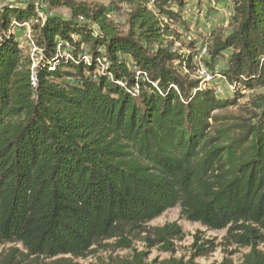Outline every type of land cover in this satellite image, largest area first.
<instances>
[{
    "label": "trees",
    "instance_id": "16d2710c",
    "mask_svg": "<svg viewBox=\"0 0 264 264\" xmlns=\"http://www.w3.org/2000/svg\"><path fill=\"white\" fill-rule=\"evenodd\" d=\"M117 1L131 7L126 32L115 8L0 0V264H80L113 240L132 252L122 264H199L218 245L198 235L187 260L134 248L174 253L178 223L149 224L176 207L227 229L212 264H264V95L249 119L226 115L264 88V0H233L230 29L203 58L234 86L226 99L200 87L195 52L173 50L190 0ZM13 21L31 25L35 63Z\"/></svg>",
    "mask_w": 264,
    "mask_h": 264
},
{
    "label": "rangeland",
    "instance_id": "374dc122",
    "mask_svg": "<svg viewBox=\"0 0 264 264\" xmlns=\"http://www.w3.org/2000/svg\"><path fill=\"white\" fill-rule=\"evenodd\" d=\"M6 1H15V0H6ZM85 1L91 5L104 6L106 8H115L112 11L111 17L119 26L121 31H127V22H128V13L131 7L117 0H80ZM154 1V0H153ZM192 4V7L189 5ZM213 0H210L207 3L202 2L201 0H190L188 2L187 7L184 12V20L187 23L188 28L182 29L179 28L180 40L177 41L173 47L174 51L179 53H184L188 51H193L198 54V48L207 45L208 47L214 44V37L220 35L222 33H226L230 29L231 19H232V4L233 0L230 2L231 5H227L223 3V12L216 8L218 2L214 3ZM207 4V5H206ZM206 5V7H205ZM52 14L58 15L61 17H68L70 12L67 9H57L51 11ZM204 12V13H203ZM203 16V19H202ZM194 17H196L194 19ZM207 28V29H206ZM17 31V30H16ZM24 35V40L22 47L25 48L26 52L30 54L33 52L32 46L30 47L28 43V32L27 30L22 31L21 36ZM205 59V58H204ZM203 58H197L195 61L200 65H204ZM227 57L221 58L220 65H217V69H221L222 66L226 64ZM216 71V70H215ZM199 78V75H198ZM219 80L215 78L214 83H218ZM216 85V84H215ZM213 86L212 84L209 86ZM225 88V87H224ZM250 91H248L249 93ZM229 92L219 94V96L223 99L229 96ZM264 95V88L253 92L252 94H247L245 91L243 92L244 97L239 100V105L232 106L229 108L226 115H230L236 118H246L249 119L252 117L253 113H260L259 110H256L254 105H252V99L257 95ZM258 102V101H257ZM264 115V114H262ZM227 125L237 124L238 121H227ZM178 223V225L182 228L184 233V239L182 241L176 242V251L174 253H163L159 250L158 247L148 248L145 243L141 241L134 242V248L138 251H147L150 254V259H167L170 257L176 258H184L189 259L191 257V245L194 242V236L198 235L205 240H212L215 245H218V248L212 253L210 256L206 258H198L197 262L199 264H212V263H220L226 257L225 248L222 245L224 242V238L227 234V229L212 231L203 227L199 223H192L186 221L182 218L181 209L179 207L173 208L165 212L161 217L152 221L149 224V227H162L169 223ZM116 241L104 242L102 246L96 247L95 252L88 256L86 259L74 260V263L80 264H122V261L126 258H130L131 251L129 250H113L112 247L105 245H115ZM10 245H0V253L6 251ZM264 250V245L261 247ZM237 248H228L227 250L232 251ZM235 256H233V260L235 263H239L242 260L243 254L248 252V249H239ZM43 260V259H42ZM49 262V261H48Z\"/></svg>",
    "mask_w": 264,
    "mask_h": 264
},
{
    "label": "built area",
    "instance_id": "2783aa9c",
    "mask_svg": "<svg viewBox=\"0 0 264 264\" xmlns=\"http://www.w3.org/2000/svg\"><path fill=\"white\" fill-rule=\"evenodd\" d=\"M201 1L208 4V2L210 0H201ZM231 1L232 0H229L228 2H226V4L227 5H231L230 4ZM213 2L216 3V2H219V0H213ZM206 5H205V7H206ZM40 16H41V18H44V16L42 14ZM24 27L26 28V30L28 32V35H27V37H28V43H29L30 47L32 46V48H33V50H32L33 52L30 53V58H31L32 62L35 63L36 58H37V55L39 53V49L37 48V46H36V44H35V42H34V40L32 38L31 25L29 23H22V24H20V23H18L16 21H13L12 22V26H11V31L13 33H15L17 29L24 28ZM24 38L25 37H22V38L19 39V43L21 44V46L23 44ZM58 53H59V55H65V56H68L69 55L67 51H65V50L62 49L61 44H58ZM207 56H208V46L205 45L203 47L202 46L199 47L198 48V54L196 56V59L197 58H206ZM197 65L199 67L198 68V70H199L198 75H199V78L201 79V85H200V87L207 88V87H209L212 84L213 86H211V88H214L215 91H216V93L218 95L219 94H222L224 92L225 93H227V92L231 93V92L234 91V86L231 85V84H229L227 82V79L222 74L216 73V74L213 75L211 72H209L204 67V65H200L199 63H197ZM34 67H35V64L33 65L32 70H34ZM138 74H140V73H138ZM215 78H217L219 80L218 83H214L215 82ZM245 92L247 94H249V95L253 93V91H250L249 93H248V91H245Z\"/></svg>",
    "mask_w": 264,
    "mask_h": 264
},
{
    "label": "crops",
    "instance_id": "0c3cea01",
    "mask_svg": "<svg viewBox=\"0 0 264 264\" xmlns=\"http://www.w3.org/2000/svg\"><path fill=\"white\" fill-rule=\"evenodd\" d=\"M192 4H194V2H192L189 6L190 7H192ZM216 8H218V9H223V3L220 1V2H218V4H217V6H216ZM222 12L224 11V10H221ZM231 11H233V7H232V9H231ZM204 13V12H203ZM231 16H232V14H231ZM196 17H194V19H195ZM202 19H203V16H202ZM207 29V28H206Z\"/></svg>",
    "mask_w": 264,
    "mask_h": 264
}]
</instances>
